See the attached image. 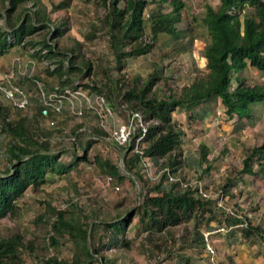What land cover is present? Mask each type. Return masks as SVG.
<instances>
[{
	"label": "trees",
	"instance_id": "1",
	"mask_svg": "<svg viewBox=\"0 0 264 264\" xmlns=\"http://www.w3.org/2000/svg\"><path fill=\"white\" fill-rule=\"evenodd\" d=\"M0 3V20L4 19L6 23V27L0 28V57L6 56L15 47L26 51L33 49L35 51L30 54L31 58L39 62L48 60L56 66L54 70L48 68L45 74L57 82L59 93L86 90L90 94L106 97L124 121H127L129 112H141L146 121H156L158 124L149 127L144 140L146 147L143 156L162 160L161 168L172 174L182 170L185 163L184 132L177 128L173 118L179 109L184 111L190 122L196 117L205 121L210 116V104L214 107L220 103L228 121L246 119L251 122L255 116L254 106L264 103V85H247L245 78L240 77V73L248 68L264 74V0H220L218 8L206 6L202 18L203 26L210 36V42L203 52L206 74L196 77L179 95L171 89V79L160 76L157 69H153L148 77L135 74L128 78L123 72L129 59L150 55L163 42L162 37L168 39L164 45L188 37L192 31L190 26L185 31L178 29L185 21L187 5L183 0H96L98 7L105 13L92 23L86 41L100 39L107 48V55L95 61L86 58L82 45L61 48L49 43L50 36L54 40L63 35L66 23L49 29L48 37L41 42L31 40L37 32L48 29L51 22L50 13L42 0H0ZM71 3L72 0H62L53 6L51 12L68 9ZM30 4L37 9L36 12L32 11ZM154 4L159 6V11L148 14L146 19V12ZM167 4L171 11L165 13L163 8ZM248 8L254 9L253 13H248ZM38 47L40 49L36 50ZM113 72L117 73L116 78L112 77ZM48 80H45L44 90L50 94L55 89L49 86ZM37 81L41 79L29 77L24 80V85L19 84L40 94L42 89ZM160 83H164L167 91L172 93L169 97L156 91ZM34 101L37 105L36 114L31 117L0 102V134L5 137L2 148L7 155V166L0 170V221L18 214L20 200L29 190L40 192L45 186L67 179L80 164L97 165L103 175L111 177L118 185L125 181L117 164L98 153L90 157L89 150L97 142L94 139L83 145L82 154L71 149L69 153L73 163H63L61 158L68 150H54L49 133L42 130L40 124L41 120L46 119L55 122L53 119L63 115L65 110L56 114L46 110L40 98ZM95 133L106 135L102 129L95 130ZM72 138H75L72 144L77 142V135ZM124 152L128 171L145 182L138 172L141 156L131 150ZM199 154L202 170L199 178L202 180L214 170V166L209 160L211 148L207 144L199 145ZM242 161L240 174L259 176L264 173V141L246 148ZM256 166L259 171H256ZM167 179L168 173L165 172L158 184L145 182L146 187L142 191L144 200L135 209L143 225L140 234H146V241L153 242V238L158 235L167 233L173 236L172 230L194 223L195 227L188 232L189 236L180 252H204L202 224L210 225L216 219L213 215L216 203L197 196V189L179 190L178 182L169 184L167 188L164 186L168 185ZM233 186L236 185L228 179L221 187L222 197H233ZM45 204V213L39 216L37 222L49 224L50 245L59 247L60 239H67L73 250L70 259L52 257L41 264H104V257L101 256L104 250H130L134 245V241L125 235L132 213L125 217L118 214L96 225L97 222L90 224L87 217H80L75 204L66 210H59L50 202ZM226 222L227 226L222 227L228 229L227 238L231 243L240 239L242 245H264V228L254 225L248 217L242 219V216L229 214ZM97 226L105 232L106 242L95 243ZM24 241V236L19 234L1 239L0 264H23L24 250L33 251V247L25 245ZM181 253L169 251L168 257L191 264L193 258Z\"/></svg>",
	"mask_w": 264,
	"mask_h": 264
},
{
	"label": "rangeland",
	"instance_id": "2",
	"mask_svg": "<svg viewBox=\"0 0 264 264\" xmlns=\"http://www.w3.org/2000/svg\"><path fill=\"white\" fill-rule=\"evenodd\" d=\"M62 0H42L47 12L50 13L51 22L48 29L37 32L31 40L41 42L48 37V30L59 27L60 24L66 23L63 35L58 38H48L49 43L56 47L75 48L82 45L86 58L95 61L100 56L107 55V48L100 39L94 42H87L86 35L92 30L91 25L98 17L105 13L96 4V0H72L71 7L65 10L52 13L53 6L58 5ZM187 7L185 21L180 24L178 29L185 31L188 26L192 31L188 33L183 41L177 43L168 42L166 37H162L155 50L148 56L137 59H129L127 68L123 72L124 76L132 78L135 74H141L148 77L153 69H157L159 75L167 76L171 80L169 85L176 95L181 94L184 87L189 86L196 77L206 74V61L203 52L210 42L208 31L203 26L202 18L206 12V6L218 8L220 0H183ZM2 4L0 3V10ZM33 12L36 8L30 4ZM2 11V10H1ZM159 11L158 5H151L146 12L148 14ZM171 7L167 4L163 12L168 13ZM254 9L248 8V13H253ZM4 12V11H3ZM5 16V13H3ZM34 24L39 26L36 21ZM6 27L5 20H0V28ZM5 30L9 31L8 28ZM165 42V43H164ZM173 44V45H172ZM38 47L36 50H39ZM31 50V51H30ZM28 51L21 47H15L7 55L21 61L20 70H11L17 76V82L24 78L39 77L37 81L39 88L45 93V80H48L52 89H57V82L49 78L45 71L48 68L54 70L56 67L51 61H36L31 58L33 49ZM34 52V51H33ZM33 62L31 64L30 62ZM9 72L8 74H10ZM7 74V75H8ZM112 77L116 78L117 73L113 72ZM241 79L245 78L247 85H264V74L254 68H248L245 72L240 73ZM22 79V80H20ZM235 85H237L235 83ZM159 94L169 97L172 93L167 91L164 83L156 87ZM54 91H50L52 94ZM33 98L31 107L23 112L24 115L31 117L36 114V102L39 99V93L30 92ZM38 94V95H37ZM47 94V93H46ZM2 102V100H0ZM3 103V102H2ZM209 117L205 121L196 119L190 122L184 111L179 109L174 115V122L177 128L184 132V167L174 174L180 179L186 180L191 185H198L204 188L209 194L211 200L215 202L216 208L213 215L215 220L206 225L202 224V233L216 230L221 226H227V215H238L239 217H248L254 225L264 228V173L259 176L243 175L240 170L243 168V158L246 148L257 146L264 141V103L254 106L255 116L250 121L237 119L228 121L227 116L220 103L210 104ZM205 110V108L203 109ZM55 125L51 126V120H41L40 128L49 133L53 149L56 151L68 150L61 160L65 164L73 163V157L69 153L71 149H76L77 153H83V145H86L91 139L97 140L96 144L89 150L91 158L95 154H101V157L108 158L120 167V173L125 176V181L119 186L121 191H116L114 187L117 182H108L107 176L100 172L97 165L80 164V166L69 174L68 178L54 185L45 186L40 192L29 190L20 200L19 212L14 217H8L0 221V240L10 238L15 234L24 236L25 245L33 247V251L24 250L23 264H41L52 257L61 259H70L72 257V244L66 239H60V246L53 247L50 245L48 236L50 226L47 222H37L39 216L45 213L46 204L50 202L52 206L59 210H66L72 204L77 205L80 217H87L88 223L92 224L103 220H110L118 214L125 217L132 213L131 223L127 226L125 235L128 239L134 241L132 249L117 248L104 250L102 257L106 264H184L179 258L168 257V252L179 254L180 248L184 245L189 231L195 227L194 223L186 224L180 228L172 230V235L167 233L163 236L153 238V242L146 241V234H140L143 225L140 217L135 214L136 208L143 202L142 191L146 184H158L161 179L162 160L149 159L148 169L140 165L138 172L143 176L145 182L141 181L137 175L131 174L126 168L124 150L118 148L110 139V130L100 124L98 115L92 110H86L84 117L77 119L67 104L65 113L53 119ZM124 123L122 117L115 113L114 124ZM102 129L106 134H97L95 130ZM77 135V142L72 144V137ZM5 137L0 134V170L7 166V155L2 148ZM207 144L211 148L209 156L214 170L205 175L200 180L202 170L199 166V145ZM92 167V168H91ZM256 171L259 168L255 167ZM230 179L236 186H233L231 198L222 197L221 187ZM165 187L170 185L165 184ZM218 200V203L216 202ZM208 217V214H206ZM227 229V228H226ZM228 230V229H227ZM228 233V232H227ZM227 233H218L212 235V242L216 250L217 260L220 264H264V245L249 246L240 244V239L231 243L227 238ZM140 234V235H139ZM95 243L106 242L107 237L100 226L95 231ZM239 238V237H238ZM155 245L157 247H155ZM184 256L193 258L191 264H209L206 252L195 250L181 253ZM104 263V264H105Z\"/></svg>",
	"mask_w": 264,
	"mask_h": 264
},
{
	"label": "built area",
	"instance_id": "3",
	"mask_svg": "<svg viewBox=\"0 0 264 264\" xmlns=\"http://www.w3.org/2000/svg\"><path fill=\"white\" fill-rule=\"evenodd\" d=\"M33 51L35 50H32V53ZM16 63L18 64L19 69H21V61L17 60ZM30 63L33 64L32 61ZM39 98L46 110L49 109L56 114H61L68 104L73 115L80 120L84 117L86 110L94 111V113L98 115L102 127H109V129L112 128L110 130V139L112 142L120 149L131 150L135 154H139L142 158L141 165L144 167L143 171L148 169L149 158L143 156L146 147L144 140L147 137L149 127L158 124L156 121H146L141 112H129L127 121L115 125L114 116L116 112L109 100L104 96L90 94L88 91L82 89L77 91L66 90L64 94L59 93L58 89H55L52 94H46L41 90ZM0 100H2L3 104L23 112L27 111L32 105L31 93L17 82L15 72L0 76ZM45 113H47V111H45ZM50 125L54 126L55 122L52 121ZM71 140L73 142L75 141V138H72ZM165 172L168 173L166 183L172 184L178 182L180 183L179 190H186L188 188H193L194 190L197 189V196L206 200L211 199L201 185L195 187L186 180L180 179L170 173L169 170H162L161 176ZM107 179L109 183L114 182L109 176ZM114 189L116 191H121L119 185H116ZM227 232L228 230L225 227H219L216 230L214 229L204 233L205 252L208 256L209 264H220L217 260L216 250L212 242V235Z\"/></svg>",
	"mask_w": 264,
	"mask_h": 264
},
{
	"label": "crops",
	"instance_id": "4",
	"mask_svg": "<svg viewBox=\"0 0 264 264\" xmlns=\"http://www.w3.org/2000/svg\"><path fill=\"white\" fill-rule=\"evenodd\" d=\"M15 60H16V58L12 59L11 55H10V57H9V55H6L4 57H0V76L7 75L9 72H11L12 69L14 71L17 70V72H18V70H20L18 66L16 67ZM25 79L26 78H24L23 80L20 79V80H22V81H20V83L24 85V80ZM25 87L27 88V90L29 92H33L32 89H29L27 86H25ZM31 99H33L32 95H31Z\"/></svg>",
	"mask_w": 264,
	"mask_h": 264
}]
</instances>
